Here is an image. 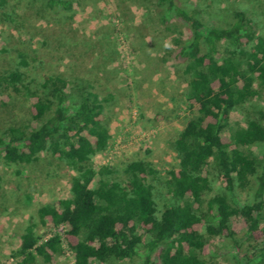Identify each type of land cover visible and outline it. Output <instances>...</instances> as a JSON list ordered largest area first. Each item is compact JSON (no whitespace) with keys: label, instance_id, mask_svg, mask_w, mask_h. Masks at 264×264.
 Instances as JSON below:
<instances>
[{"label":"trees","instance_id":"16d2710c","mask_svg":"<svg viewBox=\"0 0 264 264\" xmlns=\"http://www.w3.org/2000/svg\"><path fill=\"white\" fill-rule=\"evenodd\" d=\"M74 1L41 0L40 8L68 11ZM148 1L177 33L189 112L171 143L176 161L162 176L146 158L129 160L123 176L111 164L96 165L94 155L112 145L104 110L110 95L80 75L36 80L35 57L12 47L0 29V57H18L0 70V102L23 95L29 115L0 128V160L26 165L48 152L71 171L69 195L39 205L18 235L17 264L53 263L67 252L75 264H264V105L253 102L264 95V34L252 12L233 3ZM8 4L0 0V26L15 28ZM242 108L243 122L231 123Z\"/></svg>","mask_w":264,"mask_h":264},{"label":"rangeland","instance_id":"374dc122","mask_svg":"<svg viewBox=\"0 0 264 264\" xmlns=\"http://www.w3.org/2000/svg\"><path fill=\"white\" fill-rule=\"evenodd\" d=\"M41 0H9L15 26L3 29L12 47L25 51L32 60V76L59 73L73 79H91L105 103L112 145L93 157L96 165L111 164L118 175L131 159L146 158L160 175L176 159L171 143L189 114L185 109L184 63L175 58L173 30L160 21V13L148 0H76L68 11L41 9ZM185 6L201 4L224 7L235 4L249 9L264 34V0H181ZM176 23L174 20L173 23ZM173 25L172 27H174ZM183 29L185 28L182 26ZM47 43H42V38ZM17 52L0 57V70L15 65ZM33 83V85H35ZM253 102L264 105V95ZM244 109L233 111L230 122H243ZM161 113L162 119H156ZM28 102L13 95L7 105L0 102V128L28 122ZM0 260L17 264L11 256L19 246L18 235L36 216L39 205L69 195L70 167L48 152L26 165H6L0 160ZM242 199L248 192H239ZM44 229L39 225L38 232ZM222 245L219 237L211 239ZM224 257V256H223ZM225 257L229 258L228 254ZM225 258V259H227ZM228 262V260H226ZM229 263V262H228ZM35 264H75L67 252L53 263L39 257ZM92 264H98L96 260ZM113 264H139L135 260Z\"/></svg>","mask_w":264,"mask_h":264}]
</instances>
